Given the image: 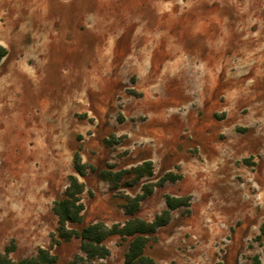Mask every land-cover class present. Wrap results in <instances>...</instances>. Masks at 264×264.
I'll use <instances>...</instances> for the list:
<instances>
[{
    "label": "rangeland",
    "instance_id": "rangeland-1",
    "mask_svg": "<svg viewBox=\"0 0 264 264\" xmlns=\"http://www.w3.org/2000/svg\"><path fill=\"white\" fill-rule=\"evenodd\" d=\"M163 105L165 108H162ZM154 175L119 188L75 167ZM112 167V168H110ZM153 220L166 196H191L146 247L159 264L264 260V0H0V252L49 247L70 175L85 183L84 225ZM130 237L104 260L127 264ZM57 264L85 256L58 245Z\"/></svg>",
    "mask_w": 264,
    "mask_h": 264
},
{
    "label": "trees",
    "instance_id": "trees-1",
    "mask_svg": "<svg viewBox=\"0 0 264 264\" xmlns=\"http://www.w3.org/2000/svg\"><path fill=\"white\" fill-rule=\"evenodd\" d=\"M75 167L80 176H85L88 171L98 172L100 177L111 181L114 188H119L125 177L134 175V183L144 178H151L154 175V166L151 160L145 161L130 169L97 170L94 166L83 162L79 152L75 154ZM112 168V167H110ZM182 178L181 174L172 171L166 172L156 182L150 181L143 185V193L132 199L133 205L126 210L130 216L123 223H115L111 226L102 220L84 225L77 230L70 224L81 223L84 219L86 209L82 194L86 191V185L77 175H70V183L67 187L65 197L55 201L54 213L58 218V227L55 233L51 234L49 247H40L37 253L30 257L15 260L11 253L16 250L15 242L7 245L3 252H0V264H56L59 256L54 249L64 241L74 238L81 239V250L85 256L76 254L70 264H79V260L96 261L106 259L111 251L106 245V240L112 235H119L122 238L130 237V244L125 260L127 264H158L156 260L146 253V247L150 242L156 240L158 230L170 223L172 212L183 206H189L191 196H166V208L157 214L153 220H146L136 216L140 203L154 193L156 187L164 186L167 182H175ZM264 235V225L261 228V238ZM250 264H263L259 254L251 257Z\"/></svg>",
    "mask_w": 264,
    "mask_h": 264
},
{
    "label": "crops",
    "instance_id": "crops-1",
    "mask_svg": "<svg viewBox=\"0 0 264 264\" xmlns=\"http://www.w3.org/2000/svg\"><path fill=\"white\" fill-rule=\"evenodd\" d=\"M162 108H165V106L163 105V107ZM166 208V207H165ZM162 228V227H161ZM264 236V235H263ZM147 253V252H146ZM151 257H153V256H151ZM261 257V256H260ZM261 259H262V262H263V264H264V260H263V258L261 257ZM59 260V259H58ZM157 262V261H156ZM158 263V262H157ZM57 264V263H56ZM159 264V263H158Z\"/></svg>",
    "mask_w": 264,
    "mask_h": 264
}]
</instances>
